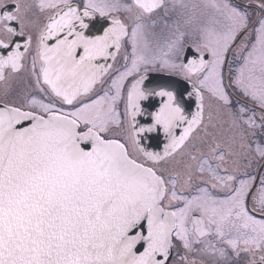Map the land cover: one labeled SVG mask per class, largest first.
Here are the masks:
<instances>
[{"label":"snow or ice","instance_id":"6c2138e0","mask_svg":"<svg viewBox=\"0 0 264 264\" xmlns=\"http://www.w3.org/2000/svg\"><path fill=\"white\" fill-rule=\"evenodd\" d=\"M0 264H264V0H0Z\"/></svg>","mask_w":264,"mask_h":264}]
</instances>
